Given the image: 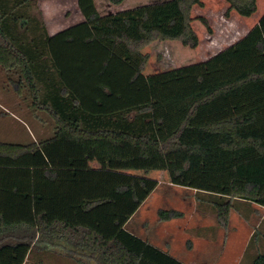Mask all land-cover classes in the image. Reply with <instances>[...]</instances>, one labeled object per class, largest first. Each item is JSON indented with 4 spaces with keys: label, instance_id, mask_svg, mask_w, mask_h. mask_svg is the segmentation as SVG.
Returning a JSON list of instances; mask_svg holds the SVG:
<instances>
[{
    "label": "trees",
    "instance_id": "16d2710c",
    "mask_svg": "<svg viewBox=\"0 0 264 264\" xmlns=\"http://www.w3.org/2000/svg\"><path fill=\"white\" fill-rule=\"evenodd\" d=\"M108 1L119 6L125 0ZM226 2L228 13L241 17L258 10V0ZM203 5L165 0L102 15L95 0H78L88 41L108 53L104 67L117 57L134 70L133 79L146 70L150 56L143 50L154 42L199 46L192 12ZM201 21L212 32L208 20ZM51 41L38 0H0V68L15 76L8 80L16 95L56 126L48 139L0 142V264H23L6 253L26 249L30 255L65 251L78 264H187L127 228L158 181L113 169L52 167L43 148L62 137L127 144L144 159L158 153L172 185L210 197L198 203L213 209L225 232L234 209L247 220L253 205L264 209V15L209 60L149 75V101L110 113L82 106ZM172 215L162 210L160 220ZM261 223L243 256L257 251L256 242L264 250ZM256 257L255 264H264V254Z\"/></svg>",
    "mask_w": 264,
    "mask_h": 264
},
{
    "label": "rangeland",
    "instance_id": "374dc122",
    "mask_svg": "<svg viewBox=\"0 0 264 264\" xmlns=\"http://www.w3.org/2000/svg\"><path fill=\"white\" fill-rule=\"evenodd\" d=\"M162 1L165 0H127L121 6H114L108 0H95V3L98 11L105 15ZM38 6L49 28L51 53L62 70L63 78L77 93L82 106L92 113L116 112L149 101L146 84L149 75L209 60L243 39L264 15V0H258V10L250 18L238 17L234 11L228 13L229 5L225 0H204V5L195 6L192 12V26L199 37V46L190 49L175 41L154 42L143 50L150 56L146 70L133 79L134 70L117 57L110 59L108 66L104 67L108 53L99 43L88 41L90 28L81 14L78 0H38ZM202 18L208 20L212 32L202 23ZM11 77L15 76L0 71V90L11 88L14 93L0 95L1 102L13 111L11 105L19 99L18 110L14 113L20 121L11 119L14 123L10 121L11 125L6 129L13 136L9 143L29 144L37 138L52 137L56 130L54 121L45 112L31 109L29 99L16 95L8 80ZM7 123L9 121L5 120ZM43 152L56 167L113 169L157 180V189L127 228L187 264H255L256 256L264 254L256 242L257 251L253 254L250 250L243 256L253 229L263 221L259 214L245 220L239 215V210L234 209L225 232L218 226L213 209L208 204L198 203V199L207 201L210 197L172 185L156 152H147L149 158L144 159L141 151L127 144L112 146L91 141L77 144L67 137L48 144ZM162 210H173L176 215L161 221ZM245 210L240 211L246 213ZM259 230L264 235V223ZM36 251L30 255L26 249L8 252L6 256L19 259L23 264H78L76 258L65 251Z\"/></svg>",
    "mask_w": 264,
    "mask_h": 264
},
{
    "label": "crops",
    "instance_id": "0c3cea01",
    "mask_svg": "<svg viewBox=\"0 0 264 264\" xmlns=\"http://www.w3.org/2000/svg\"><path fill=\"white\" fill-rule=\"evenodd\" d=\"M126 1L127 0H125L122 4L124 5V3H126ZM226 1V0H225ZM121 4V5H122ZM147 4H150V3H147ZM147 4H141V5H138L137 7H139V6H142V5H147ZM152 4V3H151ZM121 5H119V6H121ZM229 5V4H228ZM79 7V6H78ZM40 8V7H39ZM126 9H128V8H126ZM126 9H122V10H120V11H123V10H126ZM40 11H42V10H40ZM235 12V11H234ZM236 13V12H235ZM237 14V13H236ZM264 14V13H263ZM42 15H43V12H42ZM238 15V14H237ZM263 16V15H262ZM262 16L259 18V21H260V19L262 18ZM238 17H239V15H238ZM252 17V16H251ZM243 18H246V17H243ZM250 18V17H249ZM259 21H258V23H259ZM49 29V28H48ZM51 36V35H50ZM0 71H3L1 68H0ZM8 91V92H7ZM3 93H5V94H14V93H12V89L11 88H8V89H6V91H3V90H0V95H3ZM13 99V98H12ZM16 100V102L14 101L13 103H12V109H13V111L10 109V108H8L6 105H4L1 101H3V99H2V97L0 96V142H9L11 139H10V137H13V136H11L12 135V133H9V132H7L6 131V129L7 128H9L10 127V121L12 122V123H14L11 119H14V120H16V121H20L19 120V118L17 117V115L14 113V110H18V107H19V104H18V102H17V100H19V99H15ZM9 106V105H8ZM5 120H8L9 121V123H7V124H5ZM8 140V141H7ZM34 140V139H33ZM35 142H37V141H40V139H36V140H34ZM33 141V142H34ZM49 161V160H48ZM50 163V162H49ZM50 165H51V163H50ZM52 167H56V166H53V165H51ZM57 167H65V166H57ZM253 209H254V214H259V216L261 217V220L262 219H264V209L263 210H260L261 209V207H259V206H257V205H253ZM243 219H245L241 214H239ZM245 220H247V219H245ZM262 222V221H261ZM254 230L255 229H253V232H254ZM253 232H252V235H253ZM251 235V236H252ZM249 243V242H248ZM246 249L247 248H245V250H244V252L246 251Z\"/></svg>",
    "mask_w": 264,
    "mask_h": 264
}]
</instances>
